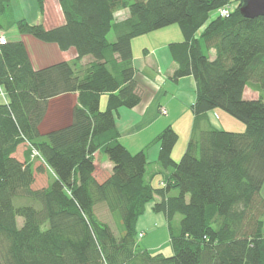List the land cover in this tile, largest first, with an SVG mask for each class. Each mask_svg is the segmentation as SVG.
<instances>
[{"label": "trees", "instance_id": "obj_1", "mask_svg": "<svg viewBox=\"0 0 264 264\" xmlns=\"http://www.w3.org/2000/svg\"><path fill=\"white\" fill-rule=\"evenodd\" d=\"M230 1H240L232 13L213 14ZM59 2L65 22L47 28L12 20V0H0V29L15 24L22 34L77 52L73 60L35 69L23 41L0 44L6 90L0 100L3 264H264V16L245 17L243 0ZM39 5L44 12V0ZM124 10L128 16L119 19ZM174 23L183 39L169 43L177 63L172 79L193 75L195 120L179 161L172 156L178 132L168 125L156 136L157 161L170 171L158 185L147 175L145 150L132 153L120 141L116 112L141 101L132 39ZM85 57L91 60L83 64ZM247 86L258 98L245 97ZM74 92L71 123L42 133L49 100ZM216 108L245 129L203 128L207 112ZM24 143L21 160L16 152ZM96 152L113 164L102 182L95 177ZM36 159L52 173L40 188L34 187ZM98 203L119 214L118 234L96 213ZM148 204L168 219L172 255L138 248L136 225Z\"/></svg>", "mask_w": 264, "mask_h": 264}, {"label": "crops", "instance_id": "obj_2", "mask_svg": "<svg viewBox=\"0 0 264 264\" xmlns=\"http://www.w3.org/2000/svg\"><path fill=\"white\" fill-rule=\"evenodd\" d=\"M16 7L18 8L17 11H15ZM126 16H128V11H125L123 16L119 15V13L117 14L119 19ZM19 18H25L30 23L42 22L47 28L59 26L65 22V16L59 0H44V12L40 9L39 0H12L11 19L17 20ZM5 24L6 27L0 29V35H5L8 40L23 41L35 69L62 60H73L77 56V52L73 47L68 50H61L56 43L44 42L32 35L22 34L18 31L15 24ZM136 38L132 39L133 65L135 67V78L138 83L137 91L141 96V101L132 108L121 107L116 112V123L120 131V141L132 153L145 150L148 165H154L153 169L148 168L147 170L148 177L153 178L152 182H154L157 173L163 174V178L158 180V185H161L168 179L170 171L161 169L157 161L160 144L154 140L165 127L171 125L179 134L178 142L182 140L180 146H178L177 142L172 155L178 159L184 153L192 135L195 120L192 105L196 99V81L193 75H187L178 80L172 79L177 63L172 57L169 43L181 41L183 35L179 38L178 34L177 38L179 39L174 41L166 39V41H161L160 43L144 45L142 53L139 54H136L134 49ZM210 56L211 58L215 57L214 50L210 52ZM90 60V57H85L81 62L85 64ZM104 95L101 97L102 109L107 104V95ZM244 95L248 99L255 98L253 97L254 95L248 97L247 88ZM77 103L78 93L76 92L51 98L46 114L40 123V131L45 133L70 124L73 110ZM162 109H165L167 113H162ZM209 126L226 129L221 125L216 109L209 110L205 120L202 122L203 128ZM182 132L184 134L183 138ZM26 150L27 144L24 143L18 147L16 155L23 160ZM100 155V152L95 154V177L102 182L112 173L113 164L106 158L100 161ZM40 166L43 167L42 170ZM34 167L36 169L35 180L36 174L50 172L49 168L44 166L38 159L34 160ZM98 169H100V174L97 172ZM49 176L52 178V174H48ZM51 178L46 177V184L43 186L48 185ZM165 226L168 227L166 215L163 212L154 211L152 204H148L146 211L138 219L136 228L138 236L142 233L139 238L144 240L149 234L154 233L156 235L158 227ZM162 244L163 241L159 244L149 242L145 246L146 249L151 251L161 252L166 256L172 255V253L167 254L162 249L164 247ZM171 250L173 251L172 248Z\"/></svg>", "mask_w": 264, "mask_h": 264}, {"label": "rangeland", "instance_id": "obj_3", "mask_svg": "<svg viewBox=\"0 0 264 264\" xmlns=\"http://www.w3.org/2000/svg\"><path fill=\"white\" fill-rule=\"evenodd\" d=\"M17 10H18V8L16 7L15 11H17ZM125 11H128V10L121 11L119 13V15L123 16ZM213 14H215V12H213ZM178 34H179V38H181L182 37V33H181V30H180V27H179V25L177 23H174V24L168 25L166 27L160 28L158 30L149 32L147 34L137 36V38L134 41L135 53L136 54L142 53L143 48L145 47L144 45H149V43H152V44L160 43L161 41H166V39H169V41H174L175 39H179V38H177ZM109 39L110 40L114 39V33L113 32L110 33ZM246 88H247L248 97H250V95H254L253 97L258 98V95H259L258 91L254 90L250 86H247ZM104 101H105V99H104ZM105 108H106V106H104L103 109H105ZM216 110H217V113H218L219 121H220L221 125L224 128L232 130V131L244 130L245 129V124L242 121L236 119L235 117H233L232 115H230L229 113H227L226 111H224V110H222L220 108H216ZM241 126H242V128L240 129ZM183 136H184V134L182 132V138H183ZM181 141L178 142V146H180ZM182 155H183V153L178 157V159L174 158L173 155L172 156H173V158L176 161H179L181 159ZM100 156H101L100 157V161L104 160L105 158L108 159V156L106 154H104V153H101ZM153 167H154V165L151 164L148 168L149 169H153ZM97 172H99L98 174H100V169H98ZM48 174H52L51 171L50 172L47 171V173L45 172V173H42V174H39V173L36 174V180H35L34 187L40 188L43 185H45L46 184V177L47 178H51L50 176L48 177ZM156 175L157 176H156V178L154 180V183L158 184V180L163 178V174L162 173H157ZM171 194L172 195H177L178 194V190L172 189L171 190ZM260 195L264 197V185H263V187H262V189L260 191ZM95 210H96V213L98 214V216L103 221L108 222L111 225L112 229L118 234L119 233L120 224H121V220H120L119 214L111 213L107 209L105 203H98L95 206ZM180 219H181V215L178 214V215H176V217H175V219L173 221L174 228L177 229V230L179 228ZM18 224H19V226H21L23 224V218L22 217L18 218ZM158 228H157L158 232L156 233V235L154 233H152V234H149L144 240L140 239L138 241V243H139L138 248H146L145 245H146V243H149V242L159 244V243H161L163 241L162 245L164 247L162 249L167 254L173 253V251L171 250L172 245H171V242H170L169 228L167 226L161 227V228L158 227ZM1 258L2 257H1V253H0V264H3Z\"/></svg>", "mask_w": 264, "mask_h": 264}, {"label": "built area", "instance_id": "obj_4", "mask_svg": "<svg viewBox=\"0 0 264 264\" xmlns=\"http://www.w3.org/2000/svg\"><path fill=\"white\" fill-rule=\"evenodd\" d=\"M239 4H240V1H230V2L226 3L224 6L217 9L215 11V14L222 16V17H226L230 13H232L239 6ZM7 41H8V39L5 35H0V44H5ZM0 99H6V90L4 89V87L2 86L1 83H0ZM161 112L164 114L167 113V111L165 109H162ZM33 153H34V155L39 154L36 150H34ZM141 235H142V233H140V236Z\"/></svg>", "mask_w": 264, "mask_h": 264}, {"label": "water", "instance_id": "obj_5", "mask_svg": "<svg viewBox=\"0 0 264 264\" xmlns=\"http://www.w3.org/2000/svg\"><path fill=\"white\" fill-rule=\"evenodd\" d=\"M240 11L248 18L264 16V0H243Z\"/></svg>", "mask_w": 264, "mask_h": 264}]
</instances>
